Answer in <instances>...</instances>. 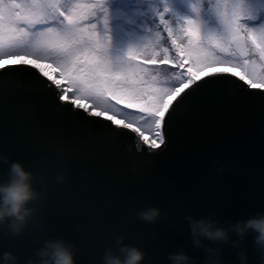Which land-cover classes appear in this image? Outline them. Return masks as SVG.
Returning <instances> with one entry per match:
<instances>
[{"label": "water", "instance_id": "water-1", "mask_svg": "<svg viewBox=\"0 0 264 264\" xmlns=\"http://www.w3.org/2000/svg\"><path fill=\"white\" fill-rule=\"evenodd\" d=\"M32 64L38 63L26 67ZM31 70L35 76H0V182L20 161L39 192L21 234H5L7 222L0 225V264L5 252L18 264L38 260L36 251L55 238L74 245L77 264H102L121 235L145 251L143 264H170L169 253L180 250L205 264L208 246L221 247L224 264H240L242 249L248 264H258L256 233L239 247L231 243L239 239L234 232L225 244L202 238L195 247L185 217L212 216L226 225L264 214V90L228 71L203 76L165 114V143L152 149L131 127L74 112L57 99L54 84L47 87V78ZM58 175L66 178L58 182ZM149 206L161 209L153 223L137 217Z\"/></svg>", "mask_w": 264, "mask_h": 264}, {"label": "snow or ice", "instance_id": "snow-or-ice-1", "mask_svg": "<svg viewBox=\"0 0 264 264\" xmlns=\"http://www.w3.org/2000/svg\"><path fill=\"white\" fill-rule=\"evenodd\" d=\"M152 3L156 5L153 19L163 26L175 57L165 48L163 59L158 60L155 44L133 41L120 27L119 18L113 20L114 9L124 15L137 11V0H0V61L24 55L55 65L49 74L39 64L26 67L30 63L27 59L0 63V76L11 71L35 76L31 70L35 68L50 82L47 87L55 85L59 101L71 105L74 112L82 109L88 116L118 113L113 101L127 96L135 102L128 107L139 106L150 118V126L133 131L141 138L145 131L153 132L159 143L154 139L152 149L165 143V114L175 112L193 86H199L206 77L226 75L198 77L192 68L236 64L244 70L240 80L251 89L264 90V0H151L147 7ZM52 21L56 23L50 26ZM210 21L217 28L208 27ZM237 55L241 58L238 64L226 58ZM249 57H259V61ZM173 63L183 70L177 77L183 84L178 91L149 78V65ZM65 77L67 85L61 83ZM173 91V101L164 104V98ZM80 99L91 100L92 109L79 103ZM137 148H141L139 140Z\"/></svg>", "mask_w": 264, "mask_h": 264}, {"label": "clouds", "instance_id": "clouds-1", "mask_svg": "<svg viewBox=\"0 0 264 264\" xmlns=\"http://www.w3.org/2000/svg\"><path fill=\"white\" fill-rule=\"evenodd\" d=\"M6 159V158H5ZM218 172L222 169L218 168ZM66 177L57 176V181L62 182ZM34 173L27 170L22 162L11 163L8 178L0 182V225L7 222L8 235H19L25 229L34 209L30 202L39 197V192L34 187ZM161 216V209L149 206L137 212V217L148 223L155 222ZM189 222L190 231L195 247L202 246V238L213 241L216 244H225L230 240V233H236L239 239L232 240L233 247H239L245 235L252 231L256 233L254 242L259 253L258 264H264V214L252 216L247 220H240L235 224H221L212 216L195 219L186 216ZM125 237L119 236L116 240L118 247L106 250L102 264H143L146 253L140 247L124 243ZM207 259L205 264H224L222 260V249L219 246H208L205 249ZM35 255L38 260H29L28 264H77L76 249L71 242L62 238H55L45 241ZM170 264H196L183 250L169 253ZM240 264H248L246 252L242 249L239 252ZM2 264H18V257L11 252H5L2 256Z\"/></svg>", "mask_w": 264, "mask_h": 264}, {"label": "rangeland", "instance_id": "rangeland-1", "mask_svg": "<svg viewBox=\"0 0 264 264\" xmlns=\"http://www.w3.org/2000/svg\"><path fill=\"white\" fill-rule=\"evenodd\" d=\"M156 6V5H155ZM153 16L154 12L152 11ZM152 24L154 26V29L158 31V33H155V41L153 39V44L156 46V51L159 52V56L157 57L158 60H162L163 56V49L167 48L169 49L168 55L170 57L176 55L175 50L173 49L171 40L168 38V35L166 32L163 31V26L159 24V21L156 19H153ZM173 27H175V21H173ZM255 58L257 61H259V57H249V59ZM29 60V62H34L40 64L45 71L49 72V74H52L55 71V65L52 64L50 61H38L35 60L32 57H26L24 55H14L11 59L0 61L2 64H14L16 61L19 60ZM227 59H235L236 63L241 62V58L239 55L236 57H227ZM217 68H224L228 72L234 73L238 76L244 75V70L236 64H215L213 66L204 67L202 70H199L197 68H192V72L195 76L203 77L207 73L214 72L217 70ZM183 70L180 68H175L174 66H171L169 64H158V65H149V78H154L158 84L162 87H174L176 91H178L180 88L183 87V84L179 82L177 77H180L182 75ZM57 78H59L57 74ZM161 78V79H160ZM61 83L64 85L68 84L67 77L63 78L61 80ZM176 91L171 92L168 96L164 98V104H168L170 101L173 100V97L176 95ZM120 98L118 96L117 100L115 101L117 109H119V112H107L105 113V117H111L114 122H117L122 125H131V128L140 127L141 130L145 126H150V118L145 117L144 113L140 111V107H128L129 103H135L134 101H130L127 96L124 97L121 101H118ZM79 103L89 107V109H92L93 102L91 100H85L80 99ZM163 108V106H162ZM96 111H100V109H95ZM163 131V130H162ZM151 137L154 139H159L155 136L153 132H144V137ZM143 137V138H144ZM146 139V138H145Z\"/></svg>", "mask_w": 264, "mask_h": 264}, {"label": "trees", "instance_id": "trees-1", "mask_svg": "<svg viewBox=\"0 0 264 264\" xmlns=\"http://www.w3.org/2000/svg\"><path fill=\"white\" fill-rule=\"evenodd\" d=\"M87 2H92V0H87ZM149 3H151V0H137V11L129 13L128 15H124L122 12L115 9L112 11L113 20L115 21L117 18H119L120 27L128 34V37L133 41L141 39L149 40L152 43L155 41V33H158V31L154 29V26L152 24L154 17L152 9L155 8V4L152 3L151 7H147ZM91 22L95 21L93 20ZM55 23V21H52L50 23V26L55 25ZM208 27L215 29L217 28V25L214 22L210 21ZM162 56H164V54H162ZM172 57H175V55ZM169 65L174 66L175 68H179V66L174 63ZM115 101H113V103H115ZM118 101H121V99H119Z\"/></svg>", "mask_w": 264, "mask_h": 264}, {"label": "bare ground", "instance_id": "bare-ground-1", "mask_svg": "<svg viewBox=\"0 0 264 264\" xmlns=\"http://www.w3.org/2000/svg\"><path fill=\"white\" fill-rule=\"evenodd\" d=\"M227 70H225L224 68H217V70H215V72H226ZM145 138L147 139L148 143L151 144V142L154 140V138L151 137H144L143 139L145 140ZM157 143H159V139H155Z\"/></svg>", "mask_w": 264, "mask_h": 264}]
</instances>
